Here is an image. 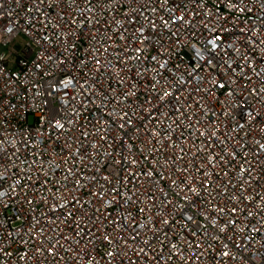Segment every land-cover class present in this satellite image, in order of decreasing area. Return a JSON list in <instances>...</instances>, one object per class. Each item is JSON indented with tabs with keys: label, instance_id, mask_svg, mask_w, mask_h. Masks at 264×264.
I'll return each mask as SVG.
<instances>
[{
	"label": "built area",
	"instance_id": "built-area-1",
	"mask_svg": "<svg viewBox=\"0 0 264 264\" xmlns=\"http://www.w3.org/2000/svg\"><path fill=\"white\" fill-rule=\"evenodd\" d=\"M0 264H264V0H0Z\"/></svg>",
	"mask_w": 264,
	"mask_h": 264
},
{
	"label": "snow or ice",
	"instance_id": "snow-or-ice-1",
	"mask_svg": "<svg viewBox=\"0 0 264 264\" xmlns=\"http://www.w3.org/2000/svg\"><path fill=\"white\" fill-rule=\"evenodd\" d=\"M9 31H11V29H9Z\"/></svg>",
	"mask_w": 264,
	"mask_h": 264
}]
</instances>
